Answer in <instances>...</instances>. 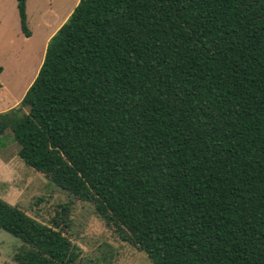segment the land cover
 Wrapping results in <instances>:
<instances>
[{"label": "trees", "instance_id": "16d2710c", "mask_svg": "<svg viewBox=\"0 0 264 264\" xmlns=\"http://www.w3.org/2000/svg\"><path fill=\"white\" fill-rule=\"evenodd\" d=\"M8 130L152 264H264V0H79ZM63 222L0 197L1 229L78 264Z\"/></svg>", "mask_w": 264, "mask_h": 264}, {"label": "rangeland", "instance_id": "374dc122", "mask_svg": "<svg viewBox=\"0 0 264 264\" xmlns=\"http://www.w3.org/2000/svg\"><path fill=\"white\" fill-rule=\"evenodd\" d=\"M79 0H27V36L21 26L17 0H0V111L20 104L44 61L50 38L68 19ZM25 112L28 108L24 109ZM19 144L11 130L0 135L3 159L12 157L9 185L0 183V197L18 205L37 220L62 223L64 233L81 249L78 264H152L148 255L123 240L83 201L57 186L27 164L17 153ZM4 193V196L3 194ZM67 211L63 214V206ZM0 264H55L42 261L40 253L24 247L20 238L0 228Z\"/></svg>", "mask_w": 264, "mask_h": 264}, {"label": "crops", "instance_id": "0c3cea01", "mask_svg": "<svg viewBox=\"0 0 264 264\" xmlns=\"http://www.w3.org/2000/svg\"><path fill=\"white\" fill-rule=\"evenodd\" d=\"M4 111H7V110H4ZM4 111L1 109L0 112H4ZM3 158H5V157H2L1 156V153H0V183L3 182V183H5L8 186L9 185V182H8V179L9 178L8 177H10V175H11L10 172H12V170H13L14 167L8 161L12 157L9 156V157H6V159H3ZM2 194L4 196V193H2ZM5 200H6V198H5Z\"/></svg>", "mask_w": 264, "mask_h": 264}]
</instances>
